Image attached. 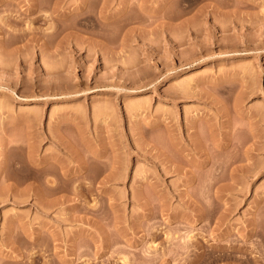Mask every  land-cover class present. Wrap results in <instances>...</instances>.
I'll use <instances>...</instances> for the list:
<instances>
[{
	"label": "rangeland",
	"instance_id": "obj_1",
	"mask_svg": "<svg viewBox=\"0 0 264 264\" xmlns=\"http://www.w3.org/2000/svg\"><path fill=\"white\" fill-rule=\"evenodd\" d=\"M0 264H264V0H0Z\"/></svg>",
	"mask_w": 264,
	"mask_h": 264
}]
</instances>
